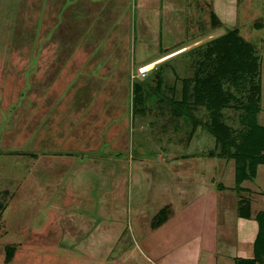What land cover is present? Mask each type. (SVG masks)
Returning <instances> with one entry per match:
<instances>
[{
  "label": "rangeland",
  "instance_id": "1",
  "mask_svg": "<svg viewBox=\"0 0 264 264\" xmlns=\"http://www.w3.org/2000/svg\"><path fill=\"white\" fill-rule=\"evenodd\" d=\"M210 3L0 0V264L109 261L116 251L100 253L98 235L96 250L77 251L85 231L75 224L99 212L102 220L110 218L116 202L129 197L130 169L137 171L135 182L141 172L155 185L159 179H178L180 168L192 180L200 178L216 189L219 229L225 215L231 237L235 202L225 185H234L230 191L237 205L250 206L252 196L254 211L264 209V166L235 187V162L208 157L217 147L214 138L159 102L172 93L181 99L183 81L194 73L191 52L199 48L204 54L211 41L237 28L258 59L257 123L264 127V0ZM181 48L186 50L156 61ZM147 63L152 65L148 76L132 79ZM157 75L162 92L155 90ZM134 83L148 93L139 106L133 103ZM194 113L206 118L202 107ZM227 113L232 116L227 124L236 128L237 116ZM49 154L58 155L52 162L56 169L47 167ZM188 177L181 180L191 181ZM120 213L134 229L146 221L123 208ZM107 225H99L102 232ZM66 236L75 244L64 248ZM128 251L109 264L143 263L138 252Z\"/></svg>",
  "mask_w": 264,
  "mask_h": 264
},
{
  "label": "crops",
  "instance_id": "2",
  "mask_svg": "<svg viewBox=\"0 0 264 264\" xmlns=\"http://www.w3.org/2000/svg\"><path fill=\"white\" fill-rule=\"evenodd\" d=\"M213 2L214 0H211L210 4L213 5ZM163 20H165V15ZM164 26L169 29V24ZM168 47L166 46L163 50ZM184 50L186 49L181 48L156 61H165ZM49 156L48 160L51 161L47 163V167L56 169L52 162L53 158H57L58 155L49 154ZM69 165L71 166L70 161L67 166H64L65 169H68ZM44 170L41 169V172ZM183 170L180 168L179 171H176L178 179H159V184L155 185L154 181L152 183L146 181L145 179L148 177L140 171V174H138L141 176L135 182L137 171L130 169L128 173L133 178L130 184L127 185L129 197L126 195L125 203L123 200L116 202V209L115 207L110 209H114V214L110 218H103L104 220H102L103 212H99L96 216H83V219L79 220L80 223L76 221L78 222L75 224L76 228L79 227V230L85 231L84 236H78L77 251L91 252V250H96L98 235L100 253L103 249L111 253L116 252L115 255L109 257L110 260L107 262L104 261L105 259L100 258L99 260L89 259V264L116 263V258H121L123 253L124 255L127 253V250H129L128 254L130 255L134 251L138 252L143 258L142 264H235L236 259H252L254 240L258 230L255 215L259 211H254L256 200L251 196L249 217L240 216L237 214L236 202L238 199L230 191L234 185L223 187V191H227L233 202H235L231 212L232 215L231 213L227 214V216L231 215L234 220L235 233L234 237H231L228 234L229 226L226 225L225 227V215L221 221V229H219V209L217 206L219 195L213 191L211 186L207 187L208 185L202 184L200 178H196V181H194L192 176L185 174ZM183 174L189 176L187 180L190 179L191 181L184 182L185 180H181L184 177ZM103 206V211H107L106 206ZM164 207L168 208L165 212V216L167 215L166 221L159 227L153 228L154 216ZM122 208L130 216L142 215L146 221L142 225L140 224L141 226L139 225L137 229H134L132 224L127 225L128 217L119 214ZM45 217L47 220L49 219L47 214ZM45 217L44 219H46ZM45 222L47 224L48 221ZM105 223H108L105 227L107 230L102 232L99 225L103 226ZM87 229L89 233L86 235ZM82 232L80 231V233ZM73 241L69 236H66L60 245L75 244ZM62 247L64 246L62 245ZM118 255L121 257H117ZM72 261L70 264H73Z\"/></svg>",
  "mask_w": 264,
  "mask_h": 264
},
{
  "label": "trees",
  "instance_id": "3",
  "mask_svg": "<svg viewBox=\"0 0 264 264\" xmlns=\"http://www.w3.org/2000/svg\"><path fill=\"white\" fill-rule=\"evenodd\" d=\"M212 16L216 22L219 21L214 13ZM239 33L237 28H231L208 43L209 50L204 54L199 48L191 52L194 73L192 78L183 81L181 99H176L171 92L170 97L159 100L171 105L175 109L174 114L178 113L184 124L192 123L193 128L200 127L214 138L217 147L208 157L235 162V187L251 179L257 167L264 166V127L257 123L261 95V87L256 82L259 63L253 46ZM153 78L155 90L162 92L160 75ZM133 88V103L139 106L148 99V93L143 91L140 83H134ZM200 107L206 113L203 120L194 113ZM227 110L237 116L236 128L227 124L232 119ZM249 207V202H240L237 214L249 217ZM167 209L164 207L154 216L153 228L166 221ZM255 220L258 230L253 245L254 256L252 259H236L235 264H264L261 259L264 257V209L255 216Z\"/></svg>",
  "mask_w": 264,
  "mask_h": 264
},
{
  "label": "built area",
  "instance_id": "4",
  "mask_svg": "<svg viewBox=\"0 0 264 264\" xmlns=\"http://www.w3.org/2000/svg\"><path fill=\"white\" fill-rule=\"evenodd\" d=\"M149 71L150 70H145L144 66L138 67L136 69V75L132 74L131 78L133 79L134 77H136V78L144 79L148 76Z\"/></svg>",
  "mask_w": 264,
  "mask_h": 264
},
{
  "label": "bare ground",
  "instance_id": "5",
  "mask_svg": "<svg viewBox=\"0 0 264 264\" xmlns=\"http://www.w3.org/2000/svg\"><path fill=\"white\" fill-rule=\"evenodd\" d=\"M152 65H145V70H149Z\"/></svg>",
  "mask_w": 264,
  "mask_h": 264
},
{
  "label": "water",
  "instance_id": "6",
  "mask_svg": "<svg viewBox=\"0 0 264 264\" xmlns=\"http://www.w3.org/2000/svg\"><path fill=\"white\" fill-rule=\"evenodd\" d=\"M159 264H161V263H159Z\"/></svg>",
  "mask_w": 264,
  "mask_h": 264
}]
</instances>
